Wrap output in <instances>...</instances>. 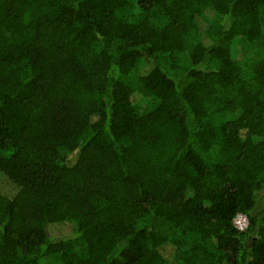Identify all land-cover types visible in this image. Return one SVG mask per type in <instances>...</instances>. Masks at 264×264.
Returning a JSON list of instances; mask_svg holds the SVG:
<instances>
[{
	"label": "trees",
	"instance_id": "obj_1",
	"mask_svg": "<svg viewBox=\"0 0 264 264\" xmlns=\"http://www.w3.org/2000/svg\"><path fill=\"white\" fill-rule=\"evenodd\" d=\"M0 177V264H264V0H0Z\"/></svg>",
	"mask_w": 264,
	"mask_h": 264
},
{
	"label": "rangeland",
	"instance_id": "obj_2",
	"mask_svg": "<svg viewBox=\"0 0 264 264\" xmlns=\"http://www.w3.org/2000/svg\"><path fill=\"white\" fill-rule=\"evenodd\" d=\"M146 68V64L143 65L141 69ZM0 190L8 195H13L14 188L5 180L4 177H0ZM52 233L55 235H65L69 233V228L67 227H55V229L52 230ZM171 253V252H170ZM169 257V255H168Z\"/></svg>",
	"mask_w": 264,
	"mask_h": 264
},
{
	"label": "built area",
	"instance_id": "obj_3",
	"mask_svg": "<svg viewBox=\"0 0 264 264\" xmlns=\"http://www.w3.org/2000/svg\"><path fill=\"white\" fill-rule=\"evenodd\" d=\"M233 224L239 231H245L249 226V219L246 214L238 213L233 219Z\"/></svg>",
	"mask_w": 264,
	"mask_h": 264
}]
</instances>
